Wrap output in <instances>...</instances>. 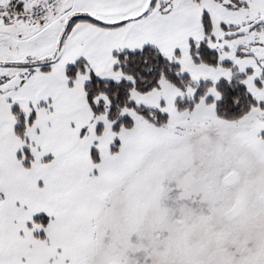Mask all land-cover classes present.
Listing matches in <instances>:
<instances>
[{
	"label": "snow or ice",
	"instance_id": "snow-or-ice-1",
	"mask_svg": "<svg viewBox=\"0 0 264 264\" xmlns=\"http://www.w3.org/2000/svg\"><path fill=\"white\" fill-rule=\"evenodd\" d=\"M0 264H264V0H0Z\"/></svg>",
	"mask_w": 264,
	"mask_h": 264
}]
</instances>
